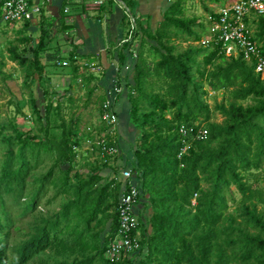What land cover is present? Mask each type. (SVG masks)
Wrapping results in <instances>:
<instances>
[{"label": "trees", "instance_id": "trees-1", "mask_svg": "<svg viewBox=\"0 0 264 264\" xmlns=\"http://www.w3.org/2000/svg\"><path fill=\"white\" fill-rule=\"evenodd\" d=\"M186 1L168 0L155 31L149 22L144 27L141 17H137L135 38L139 47L128 100L131 122L139 132L132 169L139 179V204L150 210L144 218L139 217L134 232L140 238L141 252L116 262L106 258L119 230L122 183L115 175L103 180L92 171L76 173L73 178L71 167L62 170L61 166L77 161L76 150L81 147L79 122L71 126L63 120V133L52 138L33 102L42 135L0 123V264H29L42 255L45 257L41 264H264V214L254 203L252 208L245 205L240 214L246 229L233 225L221 228L229 207L226 192L234 185L244 199L252 200L254 193L247 175L264 169L262 74L256 73L255 63L242 56L227 57L221 45L202 46L201 50L191 47L180 52L174 43L176 34L202 40L197 30L203 28L208 32V23L205 26L196 18L184 16ZM224 1L203 3L208 14L213 15L214 10L206 2ZM129 5L133 7V2L129 1ZM253 22L259 43L264 38V16ZM124 24L129 28V22L124 20ZM12 25L15 24L6 23L5 27ZM27 29L29 22L25 21L20 31L24 34L20 39L24 46L32 40L25 35ZM71 30L72 26L65 25L64 11L60 18L42 13L38 45L29 50L31 54L26 47L11 49V61L24 71V86L28 90L36 83V76L42 78L45 72L40 54L49 49L58 35ZM128 48L125 45L118 54L119 66L125 63ZM261 52L264 56L262 48ZM200 56L203 63L198 61ZM58 57L59 53H54L47 59L55 61ZM77 60L72 53L69 72L74 79L85 77L87 94L90 98L96 96L101 113L106 100V90L98 86L102 73H92L85 67L84 75ZM87 62L100 64V59L89 56ZM205 86L213 92L228 91L230 101L212 108L206 100ZM69 100L74 103L72 98ZM249 100L253 103L245 105ZM215 114L223 117L221 123L213 120ZM182 125L204 127L209 134L180 156ZM101 137L114 141L108 132ZM48 161L52 167L30 182ZM101 161L106 166L110 160ZM51 191L54 196L49 204L61 196L66 198L59 211L36 219L29 237L11 245L18 229L17 216L34 213ZM195 194L197 204L193 206ZM16 206L22 209L15 217ZM108 224L109 230L102 240Z\"/></svg>", "mask_w": 264, "mask_h": 264}, {"label": "rangeland", "instance_id": "rangeland-1", "mask_svg": "<svg viewBox=\"0 0 264 264\" xmlns=\"http://www.w3.org/2000/svg\"><path fill=\"white\" fill-rule=\"evenodd\" d=\"M237 0H225L223 3H209L206 2V6L216 10L228 2H236ZM161 6L165 10L168 5L161 0ZM118 5V4H117ZM126 5H129V0H126ZM51 10L55 11V14L61 16L63 3L54 1L51 6ZM130 10L137 16L133 7L129 5ZM124 17L126 10L120 8L119 5L116 8V12ZM47 11L45 12V15ZM208 12L205 9L203 0H187L184 8V16L188 19H198L205 26L207 25ZM124 20L129 22L128 16L125 15ZM255 19L250 20L252 28L256 31V24L253 22ZM144 27H146L145 21H143ZM17 24L13 25L16 26ZM6 23L0 18V123L6 125L13 124L21 131L33 130L36 134L42 135L40 132V122L38 115L34 112L33 102L37 109L41 112L43 127L47 128L50 137H59L63 133L65 125L74 126V122L78 121V129L81 138V147L76 150L78 153L77 161L73 164L63 165L61 169L66 171L69 167L72 168L71 175L73 178L76 173L84 175L92 171L98 172L103 180L112 178L114 175L120 181V170L122 166L132 168L133 151L138 145L139 132L132 124L130 119V113L128 110L125 116H121L120 122L122 132L119 131V125L112 131V139L118 145L121 155L116 159L110 160L105 166L102 163V155L100 151L92 152L89 149V140H96L109 131L106 124L101 119L100 105L96 96L91 98L87 94V85L84 82V76H80L74 79L69 72V68L63 67L59 62H70L69 57L72 53H75L78 57V62L81 65V73L85 74L87 62L86 58L80 56L77 52L80 44L72 38L70 33H63L58 35L48 50L40 54L41 62L45 66V72L42 78H38L36 83L32 86L31 91L24 86V71L15 63L11 61L10 51L13 47H17L22 50L24 47L27 50L35 49L38 45V33L32 35L30 45L24 46L21 44V38L24 34H21V25L19 28L9 27L4 28ZM151 30L155 31L157 25H154ZM128 31V29H127ZM198 33L202 35V38L208 35L209 31L199 28ZM67 34V35H66ZM65 36L69 37L65 39ZM201 38V39H202ZM174 43L177 45L180 52L186 51L193 47L197 50H201V40H194L188 38L184 34H176ZM260 47L264 50V38L259 42ZM59 53V57L55 61H48L47 56L49 54ZM29 54L30 51H29ZM200 63H203V56L198 58ZM88 71V70H87ZM264 81V74H262ZM93 85V84H92ZM205 88L208 91L206 100L208 104L214 108L217 103L230 101L228 91L213 92L210 91L207 86ZM69 98L74 100L71 104ZM253 101L249 100L244 102L245 105L252 104ZM60 107V108H59ZM130 109V102H129ZM214 121L221 123L223 117L220 114H215ZM125 127V128H124ZM124 135V137L122 136ZM52 167V162L48 161L40 170L35 172L30 179L32 182L42 174H45ZM117 171V174H114ZM247 182L254 193L252 200L244 199L243 195L239 192L236 186H232L226 192L227 203L229 205L226 212L225 219L221 225L222 229L228 228L229 225H233L237 228L246 229L243 219L240 218V214L245 205L253 207L255 204L259 212L264 214V169L260 171L254 170L252 174L247 175ZM54 196V191H51L48 196L42 201L41 206L34 212L24 217L17 216L20 213L22 207H15L14 216H17V227L12 239L11 245L19 244L25 241L30 233H32V225L36 219L41 217L50 216L59 211L62 203L66 201V198L61 196L52 201L49 204L48 200ZM197 204V203H196ZM138 216L141 218L150 213V210L143 204H139L136 207ZM110 224L107 226V231L102 234V240L106 237ZM252 233H256L254 230H250ZM45 256L42 255L29 264H41V259ZM240 264V263H232Z\"/></svg>", "mask_w": 264, "mask_h": 264}, {"label": "built area", "instance_id": "built-area-1", "mask_svg": "<svg viewBox=\"0 0 264 264\" xmlns=\"http://www.w3.org/2000/svg\"><path fill=\"white\" fill-rule=\"evenodd\" d=\"M108 1H113L126 10L129 19L127 35L122 39L120 47L127 45L129 62L124 64V69L128 73H133L137 62L139 42L135 38L138 30V18L122 0H96V5H104ZM42 11L40 6L33 7L30 0H5L0 11V18L5 23H24L30 19L32 14L39 15ZM68 10L65 9V13ZM264 16V0H237L228 2L224 6L214 10V14L207 15L208 35L201 40V45L209 47L211 45H221L222 52L227 57L242 56L245 61L255 63V71L264 74V56L261 47L255 37V30L248 23L251 19ZM63 67L68 66V62H59ZM88 70L95 74L103 72V67L95 62H86ZM119 71L120 68H117ZM126 82L117 77L108 90H106V100L101 108V119L108 126V133L112 136L113 130L119 125V115L116 105L124 93L127 92ZM182 140V150L180 156L187 154L195 141L205 140L208 130L204 127L182 125L179 128ZM89 149L92 152L100 151L105 162L116 159L121 155V151L115 141L113 143L107 138L100 137L96 140L88 141ZM120 182L122 183L118 204L119 230L113 242L108 247L105 256L112 262L120 261L125 256L137 255L141 252L142 246L140 238L135 235L139 226V216L136 207L139 205L141 189L138 177L133 173V169L122 166L120 170ZM198 195L195 194L192 205L196 206Z\"/></svg>", "mask_w": 264, "mask_h": 264}, {"label": "crops", "instance_id": "crops-1", "mask_svg": "<svg viewBox=\"0 0 264 264\" xmlns=\"http://www.w3.org/2000/svg\"><path fill=\"white\" fill-rule=\"evenodd\" d=\"M5 0H0V3ZM33 7L40 6L42 11L39 15L32 14L29 22V29L25 32V35L31 36L34 33L39 34V23L41 21L42 13L47 14V17L60 18V14H55L54 10H51V6L54 1L59 0H30ZM133 2V10H135L137 16L141 17L142 21L149 22L152 27L158 25L162 20L164 13L163 6H161V0H129ZM63 3L65 25L72 26V30L69 31L72 38L65 36V39L69 38L77 41L80 44L78 54L87 59L89 56H95L100 59V64L103 67L102 75L99 78L98 86L104 91L111 88L115 79L121 77L126 82V88L133 84V73H128L124 69V64L129 62L127 57L129 53L125 50L126 61L122 66H119L118 54L121 51L120 43L127 35L128 26L124 24V17L119 12H116L117 3L108 1L104 5H96V0H61ZM4 3V2H3ZM166 5H169L168 0H164ZM126 4V3H125ZM3 5V4H2ZM0 5V11L1 7ZM120 8H124L119 5ZM128 7V6H127ZM53 9V8H52ZM65 9L68 10L65 13ZM125 9V8H124ZM23 30L24 23H18L16 27ZM4 27V28H9ZM67 35V34H66ZM61 36V34H60ZM87 61V60H86ZM117 68H120L118 71ZM119 118L125 116L129 109V100L127 92L124 93L119 99L116 105ZM119 131L122 132L121 122L119 121ZM125 128V127H124ZM124 137V135L122 134Z\"/></svg>", "mask_w": 264, "mask_h": 264}]
</instances>
